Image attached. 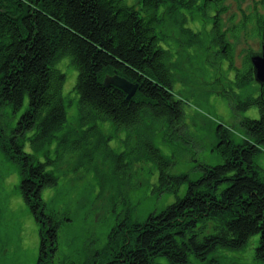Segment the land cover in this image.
<instances>
[{"label": "trees", "instance_id": "trees-1", "mask_svg": "<svg viewBox=\"0 0 264 264\" xmlns=\"http://www.w3.org/2000/svg\"><path fill=\"white\" fill-rule=\"evenodd\" d=\"M159 1L142 0L137 9L123 0H0V113L6 107L15 112L24 98L28 100L10 133L8 125L0 123V152L17 164L22 198L39 223L36 264H52L57 251L59 223L45 211L41 198L42 188L56 184V179L22 150L19 137L32 130V145L43 146L65 123V77L55 67L64 55L77 69L79 123L90 124L70 146L83 143L87 135L97 138L96 148L102 143L112 158L116 180L127 172L125 158L144 156L157 163L159 192L176 191L187 182L185 195L162 211L142 221L128 220V214L119 218L103 250L92 254L93 264H159L155 260L162 256L168 264H192L190 256L194 264H219L217 250L242 249L255 234V258L264 264V182L255 163L264 145V86L255 98L240 103L255 105L259 112L258 119L241 121V143L230 138L228 127L217 124L215 148L221 164L200 165L201 175L195 180L170 174L171 161L152 138L158 128L163 133L182 130L183 101L172 92L166 51L153 32ZM223 51L229 56L227 48ZM249 67L246 62L242 70L235 68L239 84L249 80ZM113 73L137 83L129 100L121 89L103 84ZM105 121L133 133L135 140H126L125 151L114 152L107 138L97 137V125ZM66 141L64 137L61 142ZM126 197L119 191L111 198L125 205Z\"/></svg>", "mask_w": 264, "mask_h": 264}, {"label": "rangeland", "instance_id": "rangeland-1", "mask_svg": "<svg viewBox=\"0 0 264 264\" xmlns=\"http://www.w3.org/2000/svg\"><path fill=\"white\" fill-rule=\"evenodd\" d=\"M140 1L123 3L138 9ZM156 19L153 32L159 47L166 51L172 92L183 101L184 125L170 133L158 128L153 144L171 161L170 174H187L189 180H195L201 175L200 165L222 163L215 148L217 124L228 127L230 138L241 143L245 136L241 121L259 118L255 105L242 107L240 103L255 98L262 87L254 79L250 59L264 52V0H161ZM222 47L228 49L229 56ZM245 61L250 66V78L239 84L236 72L246 66ZM55 67L65 77L61 90L65 123L53 135L54 140L43 146L32 145V130L24 131L19 141L34 163H43L45 171L56 179V184L41 191L45 211L54 214L59 223L52 264H93L92 254L103 250L108 232L119 218L128 214V220L142 221L149 213L162 211L185 195L187 182L176 191L159 192L157 163L144 156L125 158L127 172L122 180H116L112 158L102 143L96 148L97 138L87 135L83 143L70 146L90 124L79 123L78 93L74 89L77 69L70 57H59ZM27 104L26 97L14 113L9 107L1 109L0 123L8 125V133L16 127ZM97 127V137L107 138L114 152L125 151L126 140H135L133 133L116 130L110 122L98 123ZM64 137L66 143L61 142ZM259 148L255 163L264 182V145ZM20 182L17 164L0 152V264H36L38 260L39 223L22 198ZM119 191L127 196L125 205L111 198ZM257 246L255 234L244 248L219 249L214 256L219 264H263L255 258ZM189 260L194 264L191 256ZM155 261L168 264L163 256Z\"/></svg>", "mask_w": 264, "mask_h": 264}, {"label": "water", "instance_id": "water-1", "mask_svg": "<svg viewBox=\"0 0 264 264\" xmlns=\"http://www.w3.org/2000/svg\"><path fill=\"white\" fill-rule=\"evenodd\" d=\"M250 61L253 67L254 79L260 84V86H263L264 85V52H261V54H259V57L256 56L252 57ZM103 84L105 86L113 85L121 89L126 95L125 96L126 100H129L137 89V83H132L126 78L116 73H113L112 75H106L103 79Z\"/></svg>", "mask_w": 264, "mask_h": 264}, {"label": "bare ground", "instance_id": "bare-ground-1", "mask_svg": "<svg viewBox=\"0 0 264 264\" xmlns=\"http://www.w3.org/2000/svg\"><path fill=\"white\" fill-rule=\"evenodd\" d=\"M133 83V82H132ZM13 112V111H12ZM14 113V112H13Z\"/></svg>", "mask_w": 264, "mask_h": 264}]
</instances>
